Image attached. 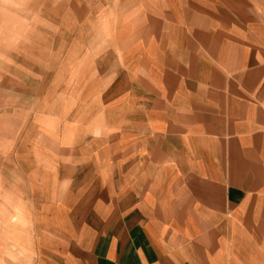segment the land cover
Here are the masks:
<instances>
[{
	"label": "rangeland",
	"instance_id": "374dc122",
	"mask_svg": "<svg viewBox=\"0 0 264 264\" xmlns=\"http://www.w3.org/2000/svg\"><path fill=\"white\" fill-rule=\"evenodd\" d=\"M169 2L154 11L150 0H0L1 253L19 255L20 224L26 264H96L100 243L107 252L126 221L113 211L117 191L127 207L131 187H148V168L132 177L130 160L165 135L148 124L164 113L151 81L172 107L194 78L180 1ZM118 142L131 143L127 157Z\"/></svg>",
	"mask_w": 264,
	"mask_h": 264
},
{
	"label": "crops",
	"instance_id": "0c3cea01",
	"mask_svg": "<svg viewBox=\"0 0 264 264\" xmlns=\"http://www.w3.org/2000/svg\"><path fill=\"white\" fill-rule=\"evenodd\" d=\"M169 1L177 0L148 6L155 11ZM179 1V38L189 41L186 69L194 78L185 82L186 95L168 101L172 107L165 106L170 96H160L166 89L151 81L164 113L148 124L165 135L155 151L142 149L130 160L132 177L148 168L147 190L131 187L127 207H121L125 191H117L113 211L126 221L118 222L107 252L100 243L94 262L264 264V0ZM148 23L153 33L156 25ZM142 28L139 35L151 37ZM123 142L118 149L127 157L131 143ZM126 157L119 160L123 171ZM22 227L15 226L19 255L5 245L0 264H26Z\"/></svg>",
	"mask_w": 264,
	"mask_h": 264
}]
</instances>
